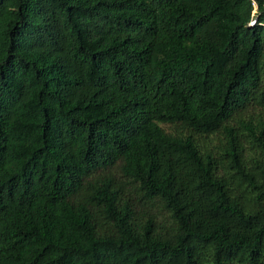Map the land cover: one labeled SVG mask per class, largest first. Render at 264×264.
Returning <instances> with one entry per match:
<instances>
[{
  "label": "trees",
  "instance_id": "1",
  "mask_svg": "<svg viewBox=\"0 0 264 264\" xmlns=\"http://www.w3.org/2000/svg\"><path fill=\"white\" fill-rule=\"evenodd\" d=\"M0 264H264V0H0Z\"/></svg>",
  "mask_w": 264,
  "mask_h": 264
}]
</instances>
